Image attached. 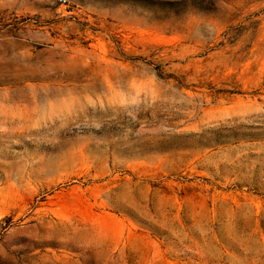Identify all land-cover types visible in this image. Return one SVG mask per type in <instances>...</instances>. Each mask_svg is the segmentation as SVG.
Wrapping results in <instances>:
<instances>
[{
  "label": "rangeland",
  "instance_id": "1",
  "mask_svg": "<svg viewBox=\"0 0 264 264\" xmlns=\"http://www.w3.org/2000/svg\"><path fill=\"white\" fill-rule=\"evenodd\" d=\"M157 1L0 0V264H264V0Z\"/></svg>",
  "mask_w": 264,
  "mask_h": 264
},
{
  "label": "trees",
  "instance_id": "2",
  "mask_svg": "<svg viewBox=\"0 0 264 264\" xmlns=\"http://www.w3.org/2000/svg\"><path fill=\"white\" fill-rule=\"evenodd\" d=\"M153 3V2H152ZM162 14L176 16L185 13H206L210 7V0H175V1H157L155 2Z\"/></svg>",
  "mask_w": 264,
  "mask_h": 264
},
{
  "label": "built area",
  "instance_id": "3",
  "mask_svg": "<svg viewBox=\"0 0 264 264\" xmlns=\"http://www.w3.org/2000/svg\"><path fill=\"white\" fill-rule=\"evenodd\" d=\"M58 2L62 5H65L66 4V0H58Z\"/></svg>",
  "mask_w": 264,
  "mask_h": 264
}]
</instances>
